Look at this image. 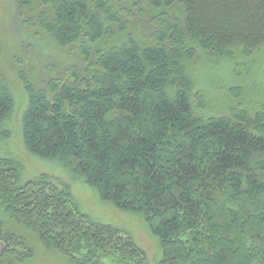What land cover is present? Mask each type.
<instances>
[{
    "label": "trees",
    "instance_id": "16d2710c",
    "mask_svg": "<svg viewBox=\"0 0 264 264\" xmlns=\"http://www.w3.org/2000/svg\"><path fill=\"white\" fill-rule=\"evenodd\" d=\"M15 17L77 60L37 86L24 72V147L57 159L102 201L139 213L157 264H264V105L212 115L205 53H264V0H12ZM145 25V34L132 28ZM231 86L235 97L241 89ZM14 99L0 80V137ZM0 156V264H147L133 236L81 212L66 185Z\"/></svg>",
    "mask_w": 264,
    "mask_h": 264
},
{
    "label": "rangeland",
    "instance_id": "374dc122",
    "mask_svg": "<svg viewBox=\"0 0 264 264\" xmlns=\"http://www.w3.org/2000/svg\"><path fill=\"white\" fill-rule=\"evenodd\" d=\"M12 0H0V80H5L14 99V109L5 126L7 139L0 137V156L16 158L23 166L22 178L28 180L46 175L58 185H66L78 208L96 222L113 225L130 233L148 256L147 264H157L161 256L158 237L152 233L139 213L118 209L102 201L96 190L83 177L65 168L57 159H45L28 152L24 147L21 117L27 105V93L19 78L24 72L37 86L57 75L63 66L77 60L72 48L57 47L39 29H28L26 22L14 16ZM133 26L137 34H145V25ZM195 65L196 87L207 96V108L200 113L212 115L229 107L243 106L252 110L264 105V53L244 59V64L228 63L225 59L199 54ZM241 89L238 97L229 91L231 86ZM235 86V87H237ZM0 219L4 215L0 212ZM36 264H64L58 256H38Z\"/></svg>",
    "mask_w": 264,
    "mask_h": 264
},
{
    "label": "crops",
    "instance_id": "0c3cea01",
    "mask_svg": "<svg viewBox=\"0 0 264 264\" xmlns=\"http://www.w3.org/2000/svg\"><path fill=\"white\" fill-rule=\"evenodd\" d=\"M1 250H2V245L0 244V252H1Z\"/></svg>",
    "mask_w": 264,
    "mask_h": 264
}]
</instances>
